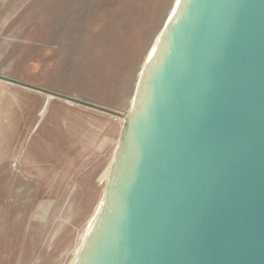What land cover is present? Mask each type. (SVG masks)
<instances>
[{
    "label": "water",
    "instance_id": "water-1",
    "mask_svg": "<svg viewBox=\"0 0 264 264\" xmlns=\"http://www.w3.org/2000/svg\"><path fill=\"white\" fill-rule=\"evenodd\" d=\"M122 118L75 264H264V0H177Z\"/></svg>",
    "mask_w": 264,
    "mask_h": 264
},
{
    "label": "rangeland",
    "instance_id": "rangeland-1",
    "mask_svg": "<svg viewBox=\"0 0 264 264\" xmlns=\"http://www.w3.org/2000/svg\"><path fill=\"white\" fill-rule=\"evenodd\" d=\"M176 2L0 0L1 76L122 115L25 87L40 115L52 101L66 103L107 131H93L98 142L91 151L67 159L40 151L49 131H0V264H75L104 200L122 117ZM6 87L22 91L11 92L12 99L23 95L24 87L0 80V92ZM63 166L76 170L69 181Z\"/></svg>",
    "mask_w": 264,
    "mask_h": 264
},
{
    "label": "crops",
    "instance_id": "crops-1",
    "mask_svg": "<svg viewBox=\"0 0 264 264\" xmlns=\"http://www.w3.org/2000/svg\"><path fill=\"white\" fill-rule=\"evenodd\" d=\"M19 88L24 90L23 95L14 99L11 98V92H22H19L17 87L14 89L6 87L3 90L4 93L0 92V131H49L47 137L41 139L48 147L39 148L40 151L59 152L65 159L70 156V153L78 151L89 153L92 143L97 141L92 132L107 131V128H103L98 121L93 122L90 113L71 107L66 103L52 101L46 111L40 115V108L37 107L36 100L30 99L27 95L28 89ZM36 98L38 100V97ZM17 140L15 138L13 142ZM37 144L40 143L37 142ZM37 144L35 143V146ZM85 158V155L79 156L80 161ZM76 159L74 154L71 155L72 165H76ZM61 168H63L66 177L63 181H69L76 172L75 168L67 167L66 169L64 166Z\"/></svg>",
    "mask_w": 264,
    "mask_h": 264
},
{
    "label": "bare ground",
    "instance_id": "bare-ground-1",
    "mask_svg": "<svg viewBox=\"0 0 264 264\" xmlns=\"http://www.w3.org/2000/svg\"><path fill=\"white\" fill-rule=\"evenodd\" d=\"M173 11H174V10H173ZM172 14H173V12H172ZM172 14H171V16H172ZM162 32H163V30H162ZM162 32L160 33V35H159L158 38L156 39V41H155L153 47L151 48V50H150V52H149V54H148V57L146 58L147 60H148V58L150 57L151 53L153 52V50H154L155 46L157 45L159 39L161 38ZM147 60H146V61H147ZM144 67H145V66H144ZM143 70H144V68H143ZM143 70H142V72H141V75H142V73H143ZM141 75H140V77H141ZM134 102H135V96H134L133 101H132V106H133ZM102 205H103V200L101 201V204H100V206H99V208H98V210H97V212H96V214H95V216H94L92 222L90 223V226L87 228L88 230H87V234L85 233V234H86L85 239L87 238L88 234L90 233V231H91V229H92V226H93V223H94V221H95V219H96V217H97V215H98V213H99V211H100ZM84 241H85V240H84ZM84 241H82V242H84ZM79 248H81V247H79Z\"/></svg>",
    "mask_w": 264,
    "mask_h": 264
}]
</instances>
